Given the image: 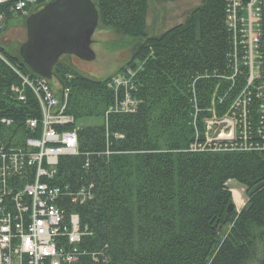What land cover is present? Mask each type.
I'll list each match as a JSON object with an SVG mask.
<instances>
[{
    "label": "trees",
    "instance_id": "obj_1",
    "mask_svg": "<svg viewBox=\"0 0 264 264\" xmlns=\"http://www.w3.org/2000/svg\"><path fill=\"white\" fill-rule=\"evenodd\" d=\"M92 2L99 24L141 42L118 73L134 72L131 89H109L110 79H89L63 59L53 68L68 89L64 114L74 120L98 117L86 109L79 112L81 98L95 106L100 97L104 113L126 96L135 102L132 113L108 112L101 125L81 127L79 154L59 159L54 186L92 194L81 204L60 203L66 215L77 214L86 233L73 264H247L254 255L253 231L264 230V186L247 196L240 212L227 214V182L247 192L264 182V115L255 116L260 107L264 110V0H256L253 51L258 64L252 83L249 65L242 62L246 54L240 52V38L246 40L238 32L244 12L238 10L234 32L227 22L228 0H201L182 23L153 37L145 33L147 0ZM10 18L7 13L6 21ZM0 55L5 60L0 59V119L11 120L12 135L20 133L23 142L31 136L25 122L39 119L40 113L28 90L24 102L11 91L19 85L12 68L35 75L17 51L0 49ZM236 100L238 106L230 111L235 120L245 112L249 119L243 121L242 134L234 144H207L201 121L211 117L208 109L218 103L216 114L223 115Z\"/></svg>",
    "mask_w": 264,
    "mask_h": 264
},
{
    "label": "built area",
    "instance_id": "obj_2",
    "mask_svg": "<svg viewBox=\"0 0 264 264\" xmlns=\"http://www.w3.org/2000/svg\"><path fill=\"white\" fill-rule=\"evenodd\" d=\"M37 6L38 0H0V32L7 13L9 20H23L36 12ZM233 6L238 10L240 1L228 0V20ZM13 70L22 82L11 91L24 102V92L30 88L38 97L41 112L39 119L25 122L31 136L15 148L2 143V131L11 121L0 119V264H72L80 256L79 218L58 208L61 191L50 185L59 159L78 155L76 130H67L71 121L64 114L68 89L62 87L58 96L46 79ZM218 141L206 140L207 144ZM15 175L20 181L12 178ZM13 188L17 191H11ZM5 197L19 208L8 207Z\"/></svg>",
    "mask_w": 264,
    "mask_h": 264
},
{
    "label": "rangeland",
    "instance_id": "obj_3",
    "mask_svg": "<svg viewBox=\"0 0 264 264\" xmlns=\"http://www.w3.org/2000/svg\"><path fill=\"white\" fill-rule=\"evenodd\" d=\"M93 1V0H92ZM241 0H235V2L239 3ZM201 0H175L173 2H165V1H156V0H147V12H146V29L145 33L149 37L158 36L165 32L166 30L170 29L174 25H177L179 23H182V21L185 19L188 12L193 9L194 7L200 5ZM242 5V4H241ZM244 7V19L241 20L242 23H244L245 33L247 35L246 40H244V36L240 38V42L242 45L248 43V51L246 52V57H242V62L246 64V62L249 65V79L248 82L252 83L253 78L255 77L256 73V66L258 64L257 62V56L256 54L251 50L252 44L256 42V3L255 0H249L248 3H246V6ZM22 19L18 17H14L11 20L5 22L3 24V30L0 32V49L4 50L6 53L15 55L16 51H18L20 45L26 40V31L25 28H23ZM141 42V40H132L129 37L122 36L120 34L115 33L111 28L104 27L103 25L99 24L94 32V34L91 37V45L90 49L95 55L94 60L92 61H82L76 57H61L60 59H63V61L72 67L75 71L79 72L81 75L97 80V81H103L110 79L107 83L108 88L117 91L119 88L127 89V87L130 85L131 79L134 77V72H131L129 69H127L126 73H119V70L123 68L128 61L131 58L132 55V48L133 46ZM237 48H239L237 46ZM241 51L244 52V46H241ZM0 59L5 61L3 57L0 55ZM140 67V63L137 64V70ZM12 68V67H11ZM14 69V68H12ZM236 70V67L234 68V71ZM19 78V76H18ZM69 78V77H68ZM22 80L19 78V84L21 85ZM51 86L53 87L55 93L59 96L61 95L60 92L62 90V85L57 82L56 77L53 74L52 79L50 80ZM133 84V83H132ZM132 84L130 89L132 88ZM35 98L39 113L41 112L40 103L38 100V97H36L33 93V91L30 88H26ZM41 97V96H40ZM99 104L94 106L93 100H85L80 99L82 103H80L79 112H83L89 110L93 113L91 117H81L79 120H74V118L70 115L65 116L71 121L69 128L70 130H76L77 131L81 127H87V126H99L103 123V117L102 115H106L108 112H126V113H132L133 112V103H135L130 96H126L123 101H121L120 106H116L115 108L110 107L104 112H102L103 108H101L100 104V97L95 98ZM223 98L219 99V104ZM90 101H92L90 103ZM67 99L65 101V108H66ZM237 103V100L235 103H233L228 110L226 111V114L221 115V113L216 114V106L218 103H212V109H208V112H211V117L204 119L201 121L202 125V135L205 137V139L208 141L212 135L215 137L216 140H219L216 144L220 143H227V144H234L235 137H239L242 134L243 130V121L246 122L249 121L248 116L246 115V112L243 113V118L240 121L235 120L234 114L230 112L231 110L235 111V108L238 105H235ZM242 107L245 105H241ZM244 108V107H243ZM84 109V110H83ZM263 108L260 107V111L255 113V116L257 119H262L261 116L264 115L262 110ZM85 111V112H86ZM244 112V110H243ZM209 119V120H208ZM245 119V120H244ZM211 120V122L214 123H208ZM263 125H264V118ZM11 121V120H10ZM220 123H225L226 125L222 128H219L218 125ZM26 129V128H25ZM66 129V127L64 128ZM246 129V128H245ZM16 129H14L13 122L11 121L10 125L3 129L2 133V143L6 142L9 143L12 147L15 148V146L20 147L22 144L20 133L16 132L14 135H12V132ZM216 134V135H214ZM243 134H247V132L244 130ZM199 135V132H196V136ZM217 137V138H216ZM244 138H246V135H244ZM232 140V141H230ZM206 145L198 146V148L201 150ZM234 147V146H233ZM198 149V150H199ZM228 149V150H227ZM226 152L232 151L230 148H227ZM264 149V146H262L261 150ZM245 151V150H244ZM79 154V153H78ZM108 155V153H106ZM77 156V155H76ZM67 157V156H64ZM86 166V165H85ZM30 172V170H29ZM12 178L19 180L20 178L15 175ZM56 178V173L54 176H52V180L50 181V185L54 186V181ZM21 186H19L20 188ZM58 187V186H55ZM227 187L229 189V192L231 193V201L234 205V210L237 213L240 212V210L246 205L247 202V189L245 186L238 184L234 181H228ZM16 188H13L11 191H14ZM61 191V196L58 198V208L61 210H64L62 206H60V203L64 202L65 199H69L71 203H83L85 201L92 199V194L90 190L86 192L87 190L85 188H81L77 190L76 193H67V189L58 187ZM15 190L14 192H16ZM11 193V192H10ZM5 195H2L1 198H4ZM8 198V197H5ZM8 207H14L15 210L19 208L18 205L15 203H10V200L8 198L7 200ZM229 206V205H228ZM228 208V207H227ZM65 213V212H64ZM74 214V213H70ZM66 215V214H65ZM77 215V214H75ZM78 232H79V241L77 243V246L80 244L82 237L86 235L85 231H82L80 228V223L78 219ZM254 236V255L251 260L247 264H264V230L255 228L253 231ZM94 259V258H93ZM78 260V259H77ZM76 260V261H77ZM75 261V262H76ZM73 264V263H72Z\"/></svg>",
    "mask_w": 264,
    "mask_h": 264
},
{
    "label": "water",
    "instance_id": "obj_4",
    "mask_svg": "<svg viewBox=\"0 0 264 264\" xmlns=\"http://www.w3.org/2000/svg\"><path fill=\"white\" fill-rule=\"evenodd\" d=\"M98 20L92 0L50 1L23 22L26 40L17 53L34 75L51 80L53 68L63 56H74L82 61L94 60L90 45ZM224 126V123L218 125L219 128ZM263 186L264 182L254 186L247 196ZM233 210L231 202L226 213Z\"/></svg>",
    "mask_w": 264,
    "mask_h": 264
},
{
    "label": "bare ground",
    "instance_id": "obj_5",
    "mask_svg": "<svg viewBox=\"0 0 264 264\" xmlns=\"http://www.w3.org/2000/svg\"><path fill=\"white\" fill-rule=\"evenodd\" d=\"M247 1V3L249 2V0H246ZM255 3H256V0H255ZM242 4V5H241ZM242 6H246V4H244V0H241L240 1V6H239V8H238V10L239 9H244V7H242ZM238 10H237V8H236V6H233V8H232V10H231V12H232V14L231 15H229V20L227 19V22H228V24H229V27L234 31V32H236L237 31V27H238V16H239V13H238ZM238 32L240 33V34H244L245 35V37H247V35H246V33H245V28H244V26H241V29L240 30H238ZM247 44V48H246V46H244V53L246 54V52H249L248 51V43H246ZM251 50H252V53L254 52L253 51V44H252V46H251ZM246 57V56H245ZM247 79H249V75H248V77H247ZM209 120V119H208ZM208 123H214V122H211V120L208 122ZM224 125H226L225 123H224ZM217 138V137H216ZM210 139H215V137L212 135V137L210 138ZM236 140H238V138L237 137H235V139L233 140V141H236ZM230 141H232V140H230Z\"/></svg>",
    "mask_w": 264,
    "mask_h": 264
},
{
    "label": "flooded vegetation",
    "instance_id": "obj_6",
    "mask_svg": "<svg viewBox=\"0 0 264 264\" xmlns=\"http://www.w3.org/2000/svg\"><path fill=\"white\" fill-rule=\"evenodd\" d=\"M37 7H39V6H37ZM37 7H36V8H37ZM64 57H72V56H64Z\"/></svg>",
    "mask_w": 264,
    "mask_h": 264
}]
</instances>
